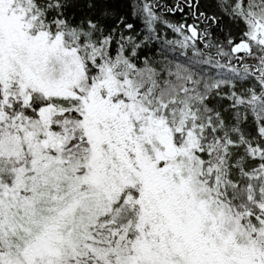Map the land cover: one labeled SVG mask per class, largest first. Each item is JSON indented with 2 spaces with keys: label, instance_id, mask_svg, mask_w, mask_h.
Wrapping results in <instances>:
<instances>
[{
  "label": "snow or ice",
  "instance_id": "1",
  "mask_svg": "<svg viewBox=\"0 0 264 264\" xmlns=\"http://www.w3.org/2000/svg\"><path fill=\"white\" fill-rule=\"evenodd\" d=\"M0 264H264V0H0Z\"/></svg>",
  "mask_w": 264,
  "mask_h": 264
}]
</instances>
